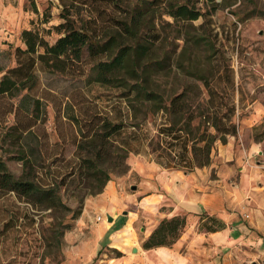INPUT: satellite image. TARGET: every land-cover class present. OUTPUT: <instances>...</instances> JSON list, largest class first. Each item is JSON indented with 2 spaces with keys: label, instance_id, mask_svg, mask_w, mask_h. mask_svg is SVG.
<instances>
[{
  "label": "trees",
  "instance_id": "1",
  "mask_svg": "<svg viewBox=\"0 0 264 264\" xmlns=\"http://www.w3.org/2000/svg\"><path fill=\"white\" fill-rule=\"evenodd\" d=\"M68 1L71 5L78 2V5L85 6L89 14L97 12L98 17L76 20L67 13L69 10L65 3ZM28 2L36 13L34 0ZM62 3V22L53 26L58 34L55 41L48 43L34 27L21 29L19 39L24 47L14 48L15 66L0 75V99L19 96L14 108L15 120L19 111L26 114L23 121H15L10 128L0 131V213L6 212L7 215L1 223L0 238L7 231H18L25 220L34 223L28 213L21 212L20 203L30 205L32 209L64 206L59 196L60 187L76 186L82 180L90 188L88 195L102 193L106 183L111 180L104 166L108 160L114 159L116 166L124 173L128 170L126 159L130 154L148 155L164 168L191 171L208 166L215 143L224 144L227 136L237 133V126L231 120L234 105L222 113L226 103H214L209 80L205 76L193 75L202 82L208 95L204 106H192L187 95L190 86L183 87L179 93L170 94L166 99L147 85L151 74L166 68L163 56L157 57L155 51L166 41L152 23L151 13L155 9H160V15L166 13L174 21L192 22L203 16L199 26L204 33L191 36L190 41L193 45L203 42L208 49L207 58L214 53L205 25L206 18L194 5H190L189 0L179 3L171 0H137L135 5L125 10L120 9L118 0H62ZM102 4L116 7L118 12L109 13L100 6ZM223 6L226 7L225 4ZM65 9L67 12L63 11ZM45 22L46 18L42 23ZM84 56L89 60L90 73H93L89 80L117 88L119 99L126 101L128 111H123L125 107L117 105L112 114L103 113L98 106L92 105L93 110L84 113L86 118L80 121L73 113L75 106L67 103L64 108L66 120L78 126L80 138L76 142L75 166L61 173L53 167L56 151H51L45 130L38 126L45 114L41 98L32 97L30 91L38 82L35 73L37 65L42 72L63 73L76 68L83 62ZM122 74L126 76H120ZM138 105L146 111L139 119L135 112V109H139ZM212 107L213 112L209 113ZM195 108L201 117L196 125L193 124L196 120ZM78 109L81 110V107ZM148 118L159 120L153 134L145 130L144 124ZM254 138L260 140V134ZM6 142L10 143V147L4 146ZM57 143L53 144L54 149ZM152 143H155V147ZM10 160L21 164L23 172L19 176L8 168L7 161ZM53 172L58 174V181L55 175L52 176ZM38 176H44L45 183H39ZM185 225L186 215L161 218L142 241L141 247L144 250L170 247ZM222 228V223L215 218L199 217V230L215 232Z\"/></svg>",
  "mask_w": 264,
  "mask_h": 264
},
{
  "label": "rangeland",
  "instance_id": "2",
  "mask_svg": "<svg viewBox=\"0 0 264 264\" xmlns=\"http://www.w3.org/2000/svg\"><path fill=\"white\" fill-rule=\"evenodd\" d=\"M24 1V11L27 16L24 19L26 22L24 28L34 27L45 41L53 43L58 37L53 26L62 22L60 18L62 0H34L36 13L32 11L28 0ZM136 1L118 0V3L120 9L125 10L135 5ZM171 1L179 3L183 0ZM189 2L206 18L205 25L211 36L213 43L211 50L214 49V53L207 58L209 53L205 44L200 42L193 45L190 41L191 36L204 33L203 28L199 26L204 19L203 16L192 22L174 21L166 13L160 15V9H155L151 13L152 23L155 25V30L166 39L163 44L155 48V51L157 57L163 56L166 68L162 72L151 74L147 85L166 99L170 94L179 93L183 87L190 86L187 95L192 106L196 107L198 104L204 106L208 95L202 82L193 75L205 76L209 80L214 103H226L222 107V113L227 107L234 105L231 120L237 127L240 126L243 118L255 117V124L250 129H244L242 139L258 142L261 150L264 151V0L235 2L189 0ZM224 4L226 7L223 6ZM65 6L69 12L66 9L63 11L78 21L98 17L97 12L89 14L85 6L78 5V2L71 5L68 1ZM100 6L106 8L109 13L118 12L116 7H108L105 4ZM45 18L47 22L42 23ZM10 27L9 32L12 33L14 29L15 34L0 49V75L15 66L14 48L24 47L19 39L20 32L18 35L16 32L18 25L14 27L10 25ZM85 56L83 62L76 68L63 73L42 72L37 65L35 73L38 82L30 91L32 97L41 98V107L45 114L38 126L45 130L51 151H56L54 152L56 162L53 167L55 166V169L61 173L75 166L76 142L80 138L78 126L71 125L66 120L64 108L67 103L75 106L73 113L80 121L86 118L84 113L93 110L92 105L98 106L103 113L112 114L114 106L117 105L125 107L123 111H128L125 106L126 101L121 102V98L119 99L117 88L92 83L89 80L93 73H90L89 60ZM18 101L19 96L0 99V131L7 130L15 121L24 120L26 114L22 110L17 113L16 120L14 117V108ZM121 103L123 105H120ZM78 107H81V110ZM138 107L135 112L139 119L146 111L145 108L140 109L139 105ZM194 110L196 120L193 124L196 125L201 117L198 116L199 110L197 108ZM212 112L213 107L209 109V113ZM158 123V119L148 118L147 123L144 124L145 130L148 129L153 134ZM200 129L202 130L203 127ZM259 134L260 140H255L254 137ZM56 141L57 148L54 149L53 144ZM4 146L10 147V143L6 142ZM152 146L155 147V143H152ZM0 153L2 154L1 150ZM7 166L15 176L23 172L21 164L17 161H7ZM104 166L111 179L118 181L117 192L120 191L121 186L125 193L137 190L138 182L133 181V175L126 178L128 170L124 173L116 166L114 159L106 161ZM53 175L58 181V174L53 172ZM44 179V176L37 177L41 184L45 183ZM120 179H124L125 184ZM84 183L86 181L82 180L76 186L71 184L60 187L59 196L64 206L32 209L30 205L20 203L21 212L28 213V217L32 218L34 223L25 220L18 231H7L5 236L0 238V264H162L160 257L151 252L152 249L144 250L141 247L145 239L143 236L150 223L141 218L133 227H122L124 223L119 222L116 228H121L120 230L107 228L106 231V223L110 222L106 217L104 222H100L102 219L97 220L98 212L92 204L97 195H88L90 188ZM132 185L135 186L134 190L130 189ZM242 209V217L248 219V209L246 206ZM124 210L127 212L124 215H128L129 210L127 208ZM245 214L248 218H245ZM6 216V212L0 213V227ZM130 235H132L130 243L122 245L120 243L122 239ZM253 236L256 237V233H253ZM113 242L118 243V248L112 246ZM132 247H136L137 251H131ZM192 256L188 255L187 264H198L197 257ZM199 258L202 259L203 256L200 255ZM210 264H264V250L255 249L251 245L247 247L245 243L234 244L226 253H217L215 262Z\"/></svg>",
  "mask_w": 264,
  "mask_h": 264
},
{
  "label": "crops",
  "instance_id": "3",
  "mask_svg": "<svg viewBox=\"0 0 264 264\" xmlns=\"http://www.w3.org/2000/svg\"><path fill=\"white\" fill-rule=\"evenodd\" d=\"M24 2L0 0V49L15 34L14 29L9 32L10 25H18L17 35L24 28ZM254 120L243 118L235 136H227L224 144L215 143L210 164L191 171L164 168L148 155L130 154L126 178L133 175L137 190L125 193L121 186L117 192L118 181L111 179L92 203L98 216L111 217L106 231L120 230L116 228L119 222L124 223L122 227H133L144 218L150 223L143 236L146 238L161 218L186 215V225L170 247L150 249L162 264H187L188 255L197 257L198 264L214 263L217 253H226L238 243L264 250V151L258 142L242 139L244 129H250ZM120 180L125 184L124 179ZM244 206L249 211L248 219L242 217ZM124 208L129 210L128 215H124ZM200 216L215 218L223 228L200 231ZM131 239L132 235L120 243L126 245ZM112 246L119 245L113 242Z\"/></svg>",
  "mask_w": 264,
  "mask_h": 264
},
{
  "label": "water",
  "instance_id": "4",
  "mask_svg": "<svg viewBox=\"0 0 264 264\" xmlns=\"http://www.w3.org/2000/svg\"><path fill=\"white\" fill-rule=\"evenodd\" d=\"M130 189H132V190H134L135 189V186L134 185H132L131 187H130ZM105 217H106V220L108 221V222H111V217L108 215V214H106L105 215ZM133 252H135L136 251V249L135 248H133V250H132Z\"/></svg>",
  "mask_w": 264,
  "mask_h": 264
},
{
  "label": "built area",
  "instance_id": "5",
  "mask_svg": "<svg viewBox=\"0 0 264 264\" xmlns=\"http://www.w3.org/2000/svg\"><path fill=\"white\" fill-rule=\"evenodd\" d=\"M244 216H245V218H248L247 214H245ZM101 219L105 220V217L97 216V220H101Z\"/></svg>",
  "mask_w": 264,
  "mask_h": 264
}]
</instances>
